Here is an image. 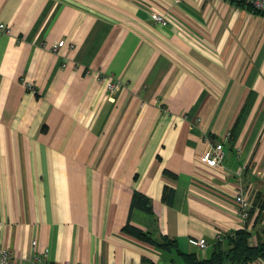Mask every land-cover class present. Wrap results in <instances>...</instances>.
<instances>
[{"label":"crops","instance_id":"1","mask_svg":"<svg viewBox=\"0 0 264 264\" xmlns=\"http://www.w3.org/2000/svg\"><path fill=\"white\" fill-rule=\"evenodd\" d=\"M242 1L0 0V221L19 264H183L178 252L209 258L218 234L256 243L264 16ZM220 144L223 164H202Z\"/></svg>","mask_w":264,"mask_h":264},{"label":"trees","instance_id":"2","mask_svg":"<svg viewBox=\"0 0 264 264\" xmlns=\"http://www.w3.org/2000/svg\"><path fill=\"white\" fill-rule=\"evenodd\" d=\"M242 2L252 12L264 16V11L255 9L245 1ZM173 196L174 191L171 189L166 195L168 205L172 204ZM131 207L151 213L148 199L141 194L134 195ZM123 232L160 250L170 251L171 249H177L176 242L170 241L166 237L155 238L150 233L144 232L129 223L123 228ZM256 238L258 240L254 243V234L252 232L240 230L226 235L221 242H217L209 258H201L197 254H183L181 252H178V255L182 259L183 264H248L258 259H264V229Z\"/></svg>","mask_w":264,"mask_h":264},{"label":"built area","instance_id":"3","mask_svg":"<svg viewBox=\"0 0 264 264\" xmlns=\"http://www.w3.org/2000/svg\"><path fill=\"white\" fill-rule=\"evenodd\" d=\"M243 1L253 6L257 10L264 11V0H243ZM152 19L158 24H161L163 26L167 25V21L163 16H160L158 14H153ZM7 32L8 30L5 28V26L1 25L0 33H7ZM101 80L104 81L103 79ZM108 88L111 93H114L117 90V86L114 84H109ZM200 162L202 164L207 165L210 168L220 167L224 162L223 145L220 144L208 148V150L205 151V153L200 157ZM236 203L239 206L240 216L244 220H248L250 217V204L245 199L243 191L238 192V195L236 197ZM2 230H3V222L0 221V264H19L15 256L12 254V252L4 246L2 239ZM223 238H224L223 234H218L216 240L217 242H221ZM35 245L36 242L33 243V246ZM195 245L201 250L207 248V243L204 241L196 242ZM44 259H47V252H45V254L42 255L34 254L35 262H43ZM43 264H48V263L45 262ZM66 264H72V263H66Z\"/></svg>","mask_w":264,"mask_h":264}]
</instances>
